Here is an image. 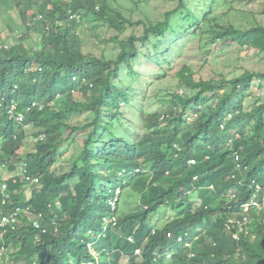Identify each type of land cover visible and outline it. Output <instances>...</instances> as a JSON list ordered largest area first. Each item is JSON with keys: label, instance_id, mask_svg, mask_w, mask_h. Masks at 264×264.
Instances as JSON below:
<instances>
[{"label": "trees", "instance_id": "obj_1", "mask_svg": "<svg viewBox=\"0 0 264 264\" xmlns=\"http://www.w3.org/2000/svg\"><path fill=\"white\" fill-rule=\"evenodd\" d=\"M171 1L175 7L161 20L132 22L114 12L108 0H0L10 35L0 36V167L7 165L10 194L3 205L0 180V216L28 207L30 217L39 214L46 227L44 233L28 224L8 231L4 247L10 264H119L123 255L126 264H153L151 252L161 244L176 251L175 264H264L262 210L244 211L252 199L264 205V103L244 110L253 79L264 74L196 82L184 65L177 76L184 79L186 93H174L166 110L139 109L143 136L133 138L125 118L124 107L133 103L121 85L132 87L134 81L124 82L123 71L141 80L136 64L149 61L164 78V67L173 66V43L192 31L208 33L211 43L231 34L241 41L251 32L212 16L218 0ZM83 22L96 38L99 27L117 33L108 41L119 48L115 58L82 53L78 29ZM139 25L141 35L120 39L126 27ZM30 32L44 35L34 48H25L22 40ZM15 37L19 40L10 45L8 39ZM74 93L85 101L75 102ZM62 96L65 104L57 109L54 102ZM83 112H91V121L71 126V116ZM63 116L67 120L59 121ZM26 126L37 129L35 142L31 153L19 156ZM77 130L87 133L70 171H50L62 143L73 141ZM17 163L26 165L24 177L35 179L33 184L15 178ZM153 217L165 222L154 229ZM112 218L114 224L105 225L104 219ZM231 218L251 221L238 240L225 230ZM30 220L27 216L26 223ZM187 232L190 237L177 244ZM168 233L174 238L168 240ZM141 247L143 261L134 254Z\"/></svg>", "mask_w": 264, "mask_h": 264}, {"label": "rangeland", "instance_id": "obj_2", "mask_svg": "<svg viewBox=\"0 0 264 264\" xmlns=\"http://www.w3.org/2000/svg\"><path fill=\"white\" fill-rule=\"evenodd\" d=\"M108 2L114 12L118 10V13L120 12L122 17L131 19L132 22H157L162 19L165 12L175 7V2L171 0H148L145 4L138 5L137 7L134 4V0H108ZM217 6L212 16H219V22L223 25L230 24L242 31H251L249 35L239 41L234 37L235 34H231L228 37L229 39L224 42L216 40L214 43H211L208 33H200L199 30L192 31L194 32L193 35L186 36L176 44L172 42L175 50L171 58L173 66L171 68L164 67V69L168 70L166 77H161L160 69L154 67L149 61L136 64V71L142 75L141 80L137 79V76L129 75L127 71L122 72L121 77L124 78V82L130 84L132 79L134 81L131 84L132 87L121 85V87L128 90L129 98L133 103V107H124L125 118L134 129L133 138L134 136L139 138L144 134V129L138 122L140 120V108L145 110L146 113L166 110L171 106L170 100L174 93L179 95L186 93L187 89L182 85V80L184 79L180 80L177 76L184 65L189 68L192 78L196 82L210 80L212 82H219L221 80L229 81L246 72L259 75L264 74V0H218ZM112 15L114 16V14ZM16 22L20 24L18 18H16ZM8 25L9 21L7 17L0 12V36L2 38L7 35L10 36L7 31ZM63 27L64 24H62ZM257 27H261L263 30H259ZM90 28L87 22H83L78 29L82 53L86 56H104L107 59L115 58L119 48L115 43L108 41L110 38L116 36L117 33L113 29L99 27L97 30L99 37L96 38L93 36ZM142 31V25L133 28L126 27L125 31L120 33L119 37L123 39L131 34L139 36L142 34ZM29 34L30 37L22 40L25 48H34L42 35H44L43 33L38 34L32 32ZM11 38L8 39L10 45L15 43V40H19V37H15V39ZM45 40L51 43L54 42L48 34L45 35ZM220 92L222 93V91ZM143 96L146 97L145 102L142 100ZM73 97L77 103L85 101V98L79 93H74ZM262 103H264V77L260 79L256 76L253 79V84L250 86L248 96L244 100V110L249 112L254 105ZM63 104H65L63 96L58 97L54 102V106L57 109L62 108ZM192 116L189 114L187 120L192 121L194 118ZM91 119V112H83L71 116L69 124L75 127H82L89 123ZM58 120L66 121L67 118L63 116ZM36 130L32 126L24 127L25 141L22 148L18 151L20 155L32 152L33 143L35 142L34 132ZM86 133L87 130H77L71 134L73 141L68 140L62 143L58 152L57 161L50 168V171L57 174H64L70 171V165L79 156V152L83 147L84 135ZM12 175L14 176V174ZM5 176H7L5 175V169L0 167V180L4 179ZM15 178L19 179L18 175ZM218 185L221 186L222 183L218 182ZM27 196H29V191H27ZM190 198L192 200L195 199L193 196ZM132 206V204L126 205L124 207L125 212L129 211L128 208ZM256 208L258 211L262 210L263 215L260 217H263L261 224L264 227V205ZM248 209L249 207H246L244 211L246 212ZM164 222V217H153L150 224L155 229L159 228ZM247 225L248 230H250L251 221ZM112 262L113 260L108 261V264L116 263V261ZM119 264H126V258L123 257L119 261Z\"/></svg>", "mask_w": 264, "mask_h": 264}, {"label": "clouds", "instance_id": "obj_3", "mask_svg": "<svg viewBox=\"0 0 264 264\" xmlns=\"http://www.w3.org/2000/svg\"><path fill=\"white\" fill-rule=\"evenodd\" d=\"M39 107H42V105H39ZM12 109H14V108L11 107L10 111H12ZM20 117L22 118L21 120H19ZM15 120L18 123L20 122V124H22L23 116L17 115L15 117ZM16 154L19 156H25L26 155V154L20 155L18 151ZM6 166H7L6 163L2 164V166H1L2 168L5 169V175H7V171H8ZM15 166L17 167L16 174L18 175L19 180H21V177H24V173H26V170H27L26 165L17 163V164H15ZM16 174H14V175H16ZM17 175H16V177H17ZM8 177L9 176H5L4 179H1L2 183H3L1 186V195L3 198V200H2L3 205L7 204L8 200L10 198V194L6 192V184H5L7 182V180L9 179ZM24 178L27 180L29 185L33 184L35 182V179L31 180V179H29V177H24ZM19 180L14 179V183H17ZM25 197L28 199L30 197V192H29V196H27V193H25ZM112 204L113 203H111V206H112ZM250 204H251V202H250ZM245 208H244V210H245ZM249 209H250V207H249ZM27 216H29V218L31 219L29 221V223H26V217ZM113 220H114L113 218L111 220H107V219L105 220L104 219V223H105V225L106 224H114L115 221H113ZM27 224L29 225V227L32 230H36V231L39 230L42 233H44L46 231L45 225L41 223L40 215L38 214L36 216V218H35V215L30 217V212H29L28 207H26L24 209H20L19 207H16V209L14 211L10 212V214L0 216V264H10L8 251L4 247L5 238H6L8 231L14 230V229L24 228ZM53 226L55 227V225H53ZM104 228H105V226H104ZM190 235H191V233H188V232L184 233L183 235H179L176 239L177 244L184 243L185 239L189 238ZM166 238L169 240V239L174 238V237H173V234L168 233L166 235ZM130 242H132L131 239H130ZM187 245H188V242H187ZM87 246L91 249L90 244H88ZM189 246H190V243H189ZM134 254L137 256H141L140 261H143L145 259L142 247L139 249H136L134 251ZM175 256H176L175 250L171 249V247H164L161 244V245H159V249L151 252L150 257L153 258V264H158V263H156V260H162V262H164V264H173V262L175 264V260H174ZM191 256H194V254H192ZM123 257L126 258V263H127L128 262L127 257L125 255H123ZM69 264H73V261Z\"/></svg>", "mask_w": 264, "mask_h": 264}, {"label": "built area", "instance_id": "obj_4", "mask_svg": "<svg viewBox=\"0 0 264 264\" xmlns=\"http://www.w3.org/2000/svg\"><path fill=\"white\" fill-rule=\"evenodd\" d=\"M22 118L20 117L19 120H21ZM191 164H193L194 162H190ZM261 204L257 201V199H252L251 200V204H250V208L252 207H260ZM247 218H243V221L241 220H236V219H228L226 224H225V230L230 232L232 235V238L234 240H238L239 239V234L240 232H246L248 230V222L246 220Z\"/></svg>", "mask_w": 264, "mask_h": 264}]
</instances>
